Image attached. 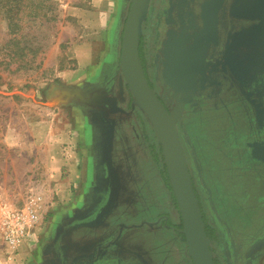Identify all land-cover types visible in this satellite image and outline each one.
<instances>
[{
	"label": "flooded vegetation",
	"instance_id": "obj_1",
	"mask_svg": "<svg viewBox=\"0 0 264 264\" xmlns=\"http://www.w3.org/2000/svg\"><path fill=\"white\" fill-rule=\"evenodd\" d=\"M175 2L149 1L138 40L141 67L149 87L174 116L213 264H253L264 249V18L235 16L234 0H196L189 8ZM187 18L195 26L192 39L180 23ZM118 56L115 52L106 70L69 98L84 115L82 122L89 131L92 158L85 179L89 189L78 208L62 212L51 229L49 223L41 264H151L125 242L144 226L182 236L159 144L133 102ZM224 109L231 122L224 160L230 170H240L235 188L227 192L218 182L213 151L204 135L217 123L214 115ZM129 132L135 133L133 148L142 166L153 172L163 166L160 174L167 183L159 204L162 213L156 211L152 222L114 224L111 216L128 205L132 189L125 155ZM202 181L211 186L210 193ZM204 194L208 203L202 201Z\"/></svg>",
	"mask_w": 264,
	"mask_h": 264
},
{
	"label": "rangeland",
	"instance_id": "obj_2",
	"mask_svg": "<svg viewBox=\"0 0 264 264\" xmlns=\"http://www.w3.org/2000/svg\"><path fill=\"white\" fill-rule=\"evenodd\" d=\"M195 2L177 0L174 4L179 8H189ZM11 5L4 6L0 2V163L17 159L18 164H21L25 158L34 168H43L42 171H45L44 168L48 166L47 142L51 146L55 144L53 148L58 146L59 150L70 146L77 158L78 173L84 176H81L79 183L66 188L69 199L72 198L66 207L78 208L81 196L89 189V181L86 183L85 179L89 173L88 160L92 158V151L89 131L82 122V119L85 120L84 115L70 104L69 98L64 100L62 91L80 88L100 76V73H85L78 68L74 58L78 46L91 47L96 53H108V36L105 31L101 33L103 26L97 18L101 9L99 0H19L18 7ZM128 6L125 7L123 18ZM6 15L13 18L11 27L7 26L8 20H4ZM180 23L183 32L191 38L195 29L193 22L187 18L180 20ZM11 38L18 40L19 48L23 49L18 50L16 46L6 44ZM115 47L119 48L117 44ZM191 47V52H195L197 45ZM8 59L12 60L8 62ZM168 69L173 71L175 68L170 65ZM214 117L217 123L214 121L204 135L213 151L212 167L216 169L218 182L227 192L235 188L240 170H230L229 163L224 160L226 138L231 128L227 110L220 111ZM134 134H125L130 146L125 154L128 158V181L132 186L126 199L129 203L122 206L117 215L111 216L114 224H138L144 220L152 222L156 211L162 213L159 204L163 201V185L166 182V177L160 174L161 170L163 173V166L159 165V172L142 166L140 155L134 152ZM65 139L69 143H63ZM193 166H198L195 160ZM66 177V171H61V179ZM202 182L203 188L210 193L211 186L208 182ZM205 196L202 201L208 203ZM55 203L61 206L59 194L55 195ZM206 214L209 221L211 217L207 211ZM52 216L49 210L42 224L50 225ZM40 227L37 236L39 241L42 234ZM141 229L125 245L134 246L151 264H192L182 236L172 230L147 229L145 226ZM37 240L35 243L38 244ZM40 250L38 245L36 259L26 264H41ZM253 264H264V249Z\"/></svg>",
	"mask_w": 264,
	"mask_h": 264
},
{
	"label": "water",
	"instance_id": "obj_3",
	"mask_svg": "<svg viewBox=\"0 0 264 264\" xmlns=\"http://www.w3.org/2000/svg\"><path fill=\"white\" fill-rule=\"evenodd\" d=\"M150 0H129L122 23L119 49V69L134 104L148 119L160 147L167 180L179 213L186 254L192 264H213L210 239L198 199L195 195L186 158L176 130L174 116L168 113L149 87L138 55V40L146 19ZM235 16L264 18V0H234ZM80 88L62 91L65 100L76 96ZM151 225V224H149Z\"/></svg>",
	"mask_w": 264,
	"mask_h": 264
},
{
	"label": "crops",
	"instance_id": "obj_4",
	"mask_svg": "<svg viewBox=\"0 0 264 264\" xmlns=\"http://www.w3.org/2000/svg\"><path fill=\"white\" fill-rule=\"evenodd\" d=\"M127 3L128 0H99L101 9L97 18H99L103 26L101 33L105 31L108 36V40L106 41L108 53L106 52L105 54V51L102 53L98 51L96 53L91 47L78 46L74 58L76 59L78 68L84 70L85 73H101V71L106 68L105 66L111 62L113 54H115V52L117 54V51L120 49H117L115 46L117 44L118 47H120L123 14ZM99 29L100 28L97 30L98 33ZM90 31L93 32L91 29ZM110 37L111 40H109ZM64 141L63 143H69L67 139ZM53 145L56 146L55 144ZM53 145L51 146L50 143L47 142L46 153L48 155V163L46 162V164L48 166L44 168L45 171H49L47 173L42 171L43 168H34L33 164L28 162L25 158L22 160L23 162H20L21 164H18L17 159H10L8 162L5 161L4 163H0V203L16 204L20 200L23 184L30 172H36L39 176H43L44 183L50 191L54 192V196L59 194L61 206L54 203L49 209L51 214L53 213L50 227L60 220L62 217L60 214L68 209L66 206L72 198L69 199L66 188L76 185L80 182L81 176H84V174L80 175L78 173L76 166L77 158L75 153L72 152L71 147L66 146V148H62L63 150H59L58 146L53 148ZM63 170L66 171L67 177L61 179V171ZM40 225L41 227H39L42 233L40 241L37 240L38 232L34 242H26L20 245L16 260L10 264H26L28 261L36 259L37 247L39 245L40 250V247H42L45 242L46 233L49 228L48 224L44 225L42 221ZM36 240L38 244L37 242L35 243ZM3 260L4 248L0 243V263L3 262Z\"/></svg>",
	"mask_w": 264,
	"mask_h": 264
},
{
	"label": "built area",
	"instance_id": "obj_5",
	"mask_svg": "<svg viewBox=\"0 0 264 264\" xmlns=\"http://www.w3.org/2000/svg\"><path fill=\"white\" fill-rule=\"evenodd\" d=\"M53 193L43 176L30 172L20 200L16 204L0 203V243L4 248L0 264L14 262L20 245L34 242L43 217L55 203Z\"/></svg>",
	"mask_w": 264,
	"mask_h": 264
},
{
	"label": "trees",
	"instance_id": "obj_6",
	"mask_svg": "<svg viewBox=\"0 0 264 264\" xmlns=\"http://www.w3.org/2000/svg\"><path fill=\"white\" fill-rule=\"evenodd\" d=\"M0 2H3V5L5 6V5H11L10 4V2L12 3V4H14V5H11V6H14V8H16V7H18V5H19V0H0ZM8 20V27H11V21H12V17L11 16H9V15H6L5 17H4V20ZM12 43V44H11ZM6 44H8V45H14V46H16L17 47V49L18 50H22L23 48H19V41L18 40H16L15 38H11V39H9L8 41H7V43ZM13 46V47H14ZM12 59H8V62H10ZM7 62V63H8ZM205 232H206V234H207V230L205 229ZM208 236V235H207Z\"/></svg>",
	"mask_w": 264,
	"mask_h": 264
}]
</instances>
